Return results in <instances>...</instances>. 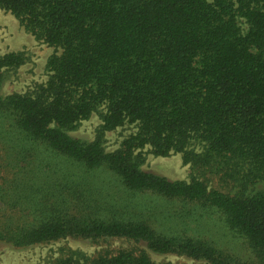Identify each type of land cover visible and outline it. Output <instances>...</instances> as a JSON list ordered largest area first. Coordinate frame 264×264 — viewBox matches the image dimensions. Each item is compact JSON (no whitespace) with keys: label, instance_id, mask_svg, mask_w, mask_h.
Masks as SVG:
<instances>
[{"label":"trees","instance_id":"trees-1","mask_svg":"<svg viewBox=\"0 0 264 264\" xmlns=\"http://www.w3.org/2000/svg\"><path fill=\"white\" fill-rule=\"evenodd\" d=\"M0 10L56 51L44 84L0 95V244L120 239L264 264V0H0ZM26 61L0 56V87ZM92 115V141L70 135ZM126 125L135 132L107 152L105 133ZM147 153L180 154L196 175L147 172ZM54 264L156 263L135 248Z\"/></svg>","mask_w":264,"mask_h":264},{"label":"rangeland","instance_id":"rangeland-1","mask_svg":"<svg viewBox=\"0 0 264 264\" xmlns=\"http://www.w3.org/2000/svg\"><path fill=\"white\" fill-rule=\"evenodd\" d=\"M23 52L28 61L15 72L4 74L0 87V95L27 94L40 84H44L49 72L47 61L56 51L44 43L36 41L27 33L11 14L0 10V56L8 53ZM100 125L97 115H92L88 120L82 121L79 127L70 133L71 136L92 141ZM135 132V127L126 125L104 135V147L107 152H112L119 147L121 141ZM146 148L144 151H147ZM143 169L167 178L170 181L189 182L196 175L190 165L183 164L180 154L166 158L154 157L147 153ZM212 237L220 245L226 246L228 238L217 229L212 230ZM144 249L156 264H207L204 261H194L186 257L175 255H160L146 249L145 244L134 245L120 239H108L105 242L94 244L87 240L65 238L43 244L32 245L24 248H14L10 245L0 244V264H54L63 258L69 251H78L85 257L91 258L96 254L108 251L116 253L118 250Z\"/></svg>","mask_w":264,"mask_h":264}]
</instances>
